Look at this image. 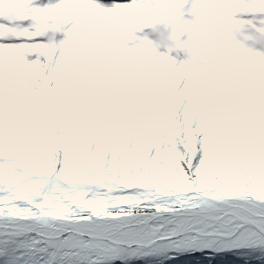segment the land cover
<instances>
[{
	"label": "snow or ice",
	"instance_id": "6c2138e0",
	"mask_svg": "<svg viewBox=\"0 0 264 264\" xmlns=\"http://www.w3.org/2000/svg\"><path fill=\"white\" fill-rule=\"evenodd\" d=\"M0 264H264V0H0Z\"/></svg>",
	"mask_w": 264,
	"mask_h": 264
}]
</instances>
